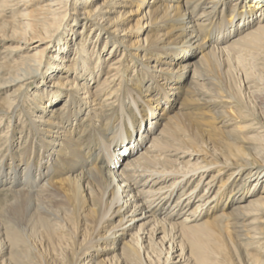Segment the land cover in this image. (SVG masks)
<instances>
[{"label": "bare ground", "instance_id": "bare-ground-1", "mask_svg": "<svg viewBox=\"0 0 264 264\" xmlns=\"http://www.w3.org/2000/svg\"><path fill=\"white\" fill-rule=\"evenodd\" d=\"M70 1L37 0L28 8L34 0H0L1 10L14 14V29L7 38L15 41L14 52L50 47L56 59L39 61V50L33 48L11 64L15 71L0 82V90H10L0 114L23 108L17 122L12 118L4 130L0 128V192L13 196L9 203L0 202V228L5 221L12 235L27 237L39 232L37 228L53 226L66 235L73 225L88 229L81 226L85 221L91 227L90 237L74 264H105L106 257L92 253L108 251L116 256L118 249L133 263L154 249L163 254L162 264H194L186 253V240L213 238L218 243L220 234L242 247L259 245L264 241V123L248 118L242 129L246 135L240 137L248 145L240 142L239 160L205 150L195 163L196 152L189 148L188 156L175 143L185 138L175 139L173 134L183 132L192 139V132L182 126L193 102L214 108L223 126L232 124L238 104L215 77L212 63L222 70L231 65L223 67L220 59L257 53L255 64L258 69L264 66V55H259L264 0H76L63 25L72 23L68 42H62L65 28L55 44L43 45L57 33L45 20L59 18L60 8H68ZM103 32L108 33L105 38ZM134 35L135 39H127ZM112 53L116 56L110 57ZM128 53L137 55L135 62L157 80L150 78L146 84L137 75L135 92L127 97L115 92L120 103L112 109L113 93L104 94V83ZM99 59H110L105 71L109 76L91 86L99 67L93 64ZM237 59V64L232 61L236 70L230 72L243 94L258 92L264 73L254 74L252 63ZM56 87L67 91H55ZM239 107L242 111L240 103ZM80 111L87 117H78ZM18 123L16 142L9 130ZM42 124L49 141L35 135V125ZM201 137L210 139L207 134ZM213 167L216 170L202 181L201 193H197L199 182L189 186L198 171ZM244 168L240 182L231 187ZM197 179L204 177L200 174ZM202 264L212 263L202 260Z\"/></svg>", "mask_w": 264, "mask_h": 264}, {"label": "rangeland", "instance_id": "rangeland-1", "mask_svg": "<svg viewBox=\"0 0 264 264\" xmlns=\"http://www.w3.org/2000/svg\"><path fill=\"white\" fill-rule=\"evenodd\" d=\"M40 2L42 1H38V4ZM74 2H77V1L71 0L69 4L67 5L68 8L67 7L60 8V9H63V11H61L59 18L57 17L54 20L52 19L45 20L46 23H48V21L51 22L50 23L51 28L53 27L52 29H56L57 33L54 35L51 41L43 45H47L52 42H54L55 44L58 41L61 32L65 28L68 31L62 35V38H63L62 42H66V41L68 42L69 33L71 34L70 28L72 26V23L68 24L66 27H63V25L67 23L68 21V18H69L68 12L74 6ZM34 3L35 4L30 5L28 8H32L36 6L37 0H34ZM197 12L194 15H196ZM13 16L14 14L11 11H8V10L2 11L0 8V82L3 81L5 77H7L8 75L7 72L15 71V69L10 68V66L14 61H19V56H21V54H24V53L29 54L32 52L31 50L35 48V46H32L31 48H29V50L23 51L22 53L14 52L12 47L14 46L15 41L7 39L11 35V31L14 29L13 27L14 22H12ZM39 30H40V27H38V32H40ZM140 34H144V33H140ZM106 35H108V33L103 32L101 34V37L105 38ZM136 36L134 35L127 39H135ZM15 45H17V43ZM262 46L263 47H261L260 50L263 51L264 41L262 42ZM42 47L43 46H39L35 48L39 50L38 55H37L39 61L56 60L53 57L54 52L50 47L48 51L42 50L41 49ZM260 50H259V55H264V53L261 52ZM248 54L249 53H241V54L237 53L232 56L234 57L240 56L239 59H237V57L234 59L236 64H237L236 59L241 62L242 57H244L248 63H252L253 67L255 66L254 68H256L254 70L252 69V72L254 74H257V72H258V75H259V72L264 73V66L258 69L257 64H255L256 60H254V57H255V54L257 53L252 54V55L249 54L250 56ZM115 56H116V53L114 54L112 53L110 55V57H115ZM136 57L137 55H131L130 53H128V55H125V58L122 60L123 63L120 64L119 69H117L116 71H112L111 76H109V74H106L105 72L107 65H108L106 63L111 58L106 59V61H100L99 59L98 62H94L93 64V66L95 67L98 64L99 67H96L98 69V72L97 74L95 73L96 76H94V78L90 79V82H91L90 84L92 86L94 83L101 81L105 75L109 76L108 80L104 83L105 85L104 94L106 96L107 95L109 96V94L113 93V95H110L109 97L110 98L109 106L112 107V109L116 108L117 105L120 103L119 99L114 95L115 92H118V91H121L122 93L124 92L126 97L135 92L134 86L136 84L134 81H136L137 75L141 74L143 81L145 82L148 81L150 78L157 80V77H154L147 71L143 70L140 67V65H138L135 62ZM157 60L158 62H160L159 59ZM220 60H221L220 63L223 67L225 66L226 63L227 65L230 64L231 66H227V67H224L222 70H219L220 69L219 66L215 63H212V66H213L212 70L215 71L214 73L215 77L222 82L224 87L228 89L232 95H234L238 106L236 107V111L233 112L234 115L232 116V121H233L231 122L232 124L229 126H223L222 125L224 124L222 123L223 118H219L216 116V114L213 112L214 108L212 110L211 107L207 105H201L200 103H195V102L191 104L190 109L188 110L189 113L186 114V117L189 120L182 126V128H186L190 132H192V135H193L192 139L187 140L185 135L182 132V129H181V132L183 135L180 132H175L173 134V137L175 139L185 138V140H178L175 143L179 145V147H181V149L184 152H187L188 156L191 155L189 148L192 150L191 152H196V157L193 160L195 163H199V161H201L200 158L198 157V154L201 153L202 155V152H205V150L214 152L215 154L217 153L218 156H225L226 158L234 156L236 159L239 160V158L243 156L242 155L243 150L240 149V147H242L243 145H241L240 142L245 143L244 141L240 139V137L246 135V131L242 129H243L244 124L249 122L248 118H254V119L259 120L261 123H264V76L262 77L259 75L260 77H262L261 79H259V82H261L259 85L261 90L259 89L258 92L250 93V94H247L248 96H246L243 94L245 91L239 86L240 82L230 72L232 69H235L233 66H235L236 64L233 65L234 63L232 62L234 60L232 58L231 59L229 58L228 61H225L224 59H220ZM247 72H251V69L248 70ZM114 75L119 76V77H116V79H114L116 80L115 82L111 80V78ZM45 80L46 82L48 81L47 76H45ZM32 87L33 86H31L29 89H31ZM8 89H9L8 87H5L0 90V107H5V103L3 104L2 102L4 98L9 97V95H6L7 92L9 93L10 91ZM54 89L55 91L59 90L61 92L67 91L64 89H60L59 87H56ZM22 91L23 89L20 90L16 95L20 94ZM28 92H30V90H28ZM74 96L76 97V95ZM241 98L245 100L244 104L240 101ZM239 103L242 106V111L239 107ZM21 107L17 108V110L13 114H10L9 112L5 114H0V117L4 118L3 120L0 121L2 123V126H0V128L4 126L2 130L5 129V126L7 125L8 121L11 120L12 118H13L12 123L15 120L17 122L16 117L20 114V111L23 110V108ZM105 107L108 108V105H106ZM109 113L110 112L107 111L106 115H108ZM90 115H92V113ZM78 117L86 118L87 116L84 115L83 111H80L78 113ZM87 123H88L87 121L83 122L84 128L87 127L86 126L88 125ZM45 125L46 124H42L41 126L35 125L36 130L34 129V132H35V135L37 136L39 135L41 140L49 141L50 140L49 136L46 135L42 131V129L46 127ZM38 127L40 128L38 129ZM11 128L9 131L12 132L13 137L16 138V142H17V138L20 134L19 132L21 131V124L20 123H18L17 125L14 124L13 131H11ZM153 130H155L154 126H153ZM137 131L138 130L136 129L135 132L137 133ZM23 132L25 133L26 131H23ZM203 133L209 135L210 139H205L201 137L205 135ZM222 133H224L223 136H221ZM147 142L148 141L146 140L145 144ZM245 144L248 145L247 143ZM17 145H18L17 143L16 145L14 143V148L20 150L21 147L19 148V145H18V148H17ZM36 152L38 153L40 152L39 147L37 148ZM215 170H216V167L210 168L208 169V171L207 170L203 172L198 171L194 175V178H192L189 186H194L196 181L199 182V185L197 187V193H201L204 190L203 189L204 184H202V181L208 179L209 173ZM245 171H247V168L242 169L240 173L238 174L236 173L237 174L235 176L236 179L232 183L231 187H233L234 184H237L240 182L242 178L241 176ZM225 172L222 174L224 177L228 175ZM200 174L203 175L204 179H201L198 181L197 178H199ZM251 184L252 183H248L247 186H250ZM5 195L6 193L4 194L3 192H0V202L3 203L5 200L7 201L9 200L8 203L11 202L13 196H10V195L5 196ZM175 196L176 194H174V196L171 198V201L174 200ZM233 202L234 201L228 203L227 207L231 206V203ZM181 207H183V204L181 205ZM205 216L206 214L203 215V218ZM1 224L2 225H1L0 231L1 233H3V236L5 235L4 236L5 239L2 240V243L5 244V247L4 248L2 247L3 253H0V264H74L76 262L75 261L76 256L85 250V246L90 237L89 235L90 233L88 230L91 228L84 221V225H81V226L82 227L86 226L88 227V229L85 228V229L79 230L77 229L75 225H73L70 228L67 227L70 231L68 232V234L60 235L59 233L60 230H57L53 226H50V227L47 226V228H42V227L37 228L39 232L35 230L33 231L35 233L33 236L28 235L26 237L25 235H22V234L12 235L13 233V230H11L12 227L6 228L7 223L5 221H2ZM196 234H197L196 236H198L201 233H196ZM3 236L0 238H3ZM186 242H187L186 244L188 247L186 253L187 254L190 253L192 255L194 264H202V260H206L212 264H251V261H252V264H260L259 262L256 263V260L264 261V241L263 240L259 242L260 243L259 245L251 244V246L249 245L248 247L246 246L242 247L237 241L235 243L231 237H228L227 239L226 237L220 234L218 237V243H214L215 241L213 242V238H211L210 240L205 239V238L198 239L197 241H196V238H194L190 241L186 240ZM120 245H121V241L118 242L119 248H120ZM204 245H206V249L204 248ZM115 252L117 253L116 256H113V252H108V251H106V253L104 251H99L98 253L97 251H94L92 254L96 257H102V256L106 257L105 264H115L116 262H120V264H162L161 262L163 260L161 258L163 254L161 255L159 251L157 250L155 251L154 249H152L150 253H148V255H144V257H141L140 261H138L139 260L138 259L134 263L131 262L132 261L131 259L126 258L120 249L115 250ZM247 253H249L254 258H250V256H246Z\"/></svg>", "mask_w": 264, "mask_h": 264}]
</instances>
